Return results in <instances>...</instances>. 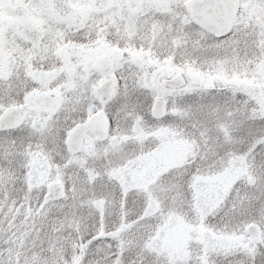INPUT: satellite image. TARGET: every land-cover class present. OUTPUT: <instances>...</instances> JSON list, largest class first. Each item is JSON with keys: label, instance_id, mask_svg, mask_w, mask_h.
I'll return each mask as SVG.
<instances>
[{"label": "snow or ice", "instance_id": "obj_1", "mask_svg": "<svg viewBox=\"0 0 264 264\" xmlns=\"http://www.w3.org/2000/svg\"><path fill=\"white\" fill-rule=\"evenodd\" d=\"M0 264H264V0H0Z\"/></svg>", "mask_w": 264, "mask_h": 264}, {"label": "rangeland", "instance_id": "obj_2", "mask_svg": "<svg viewBox=\"0 0 264 264\" xmlns=\"http://www.w3.org/2000/svg\"><path fill=\"white\" fill-rule=\"evenodd\" d=\"M5 19L9 20V19H14V12L10 9L9 11L4 13Z\"/></svg>", "mask_w": 264, "mask_h": 264}]
</instances>
